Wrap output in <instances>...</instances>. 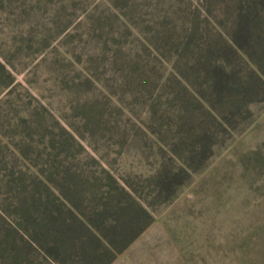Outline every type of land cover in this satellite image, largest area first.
<instances>
[{
    "label": "rangeland",
    "instance_id": "obj_1",
    "mask_svg": "<svg viewBox=\"0 0 264 264\" xmlns=\"http://www.w3.org/2000/svg\"><path fill=\"white\" fill-rule=\"evenodd\" d=\"M203 2L192 0L191 6ZM187 4L0 0L1 216L9 217L8 204L28 174L48 164L43 132L58 123L114 168L156 162L150 141L136 156L139 146L132 145V137L148 136L140 127L143 91L133 96L137 89L123 78L155 61L154 49H145L139 38L155 41L157 26L182 21ZM152 79L146 101L167 94ZM252 110L253 124L175 202L161 207L154 223L112 264H264V104ZM42 124L51 130H42Z\"/></svg>",
    "mask_w": 264,
    "mask_h": 264
},
{
    "label": "trees",
    "instance_id": "obj_2",
    "mask_svg": "<svg viewBox=\"0 0 264 264\" xmlns=\"http://www.w3.org/2000/svg\"><path fill=\"white\" fill-rule=\"evenodd\" d=\"M187 2L182 21L158 25L155 41L139 38L155 61L123 78L133 96L143 91L148 136L132 137L136 156L150 141L156 162L117 169L59 123L42 131L48 164L22 181L9 217L0 214V264H112L253 124L252 106L264 104V0ZM152 78L167 94L146 101Z\"/></svg>",
    "mask_w": 264,
    "mask_h": 264
}]
</instances>
